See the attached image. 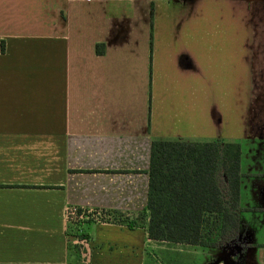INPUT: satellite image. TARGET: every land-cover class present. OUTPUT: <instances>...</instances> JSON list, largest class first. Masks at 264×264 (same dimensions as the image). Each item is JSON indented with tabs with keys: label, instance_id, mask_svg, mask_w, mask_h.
<instances>
[{
	"label": "crops",
	"instance_id": "0c3cea01",
	"mask_svg": "<svg viewBox=\"0 0 264 264\" xmlns=\"http://www.w3.org/2000/svg\"><path fill=\"white\" fill-rule=\"evenodd\" d=\"M175 140L239 144L232 248L148 237ZM225 261L264 264V0H0V264Z\"/></svg>",
	"mask_w": 264,
	"mask_h": 264
},
{
	"label": "trees",
	"instance_id": "16d2710c",
	"mask_svg": "<svg viewBox=\"0 0 264 264\" xmlns=\"http://www.w3.org/2000/svg\"><path fill=\"white\" fill-rule=\"evenodd\" d=\"M239 163L236 142L153 141L148 237L201 247L232 245L238 235Z\"/></svg>",
	"mask_w": 264,
	"mask_h": 264
},
{
	"label": "rangeland",
	"instance_id": "374dc122",
	"mask_svg": "<svg viewBox=\"0 0 264 264\" xmlns=\"http://www.w3.org/2000/svg\"><path fill=\"white\" fill-rule=\"evenodd\" d=\"M213 85V84H212ZM231 99L225 100V106H224V128L227 130V132H231L233 130V99L232 94L230 95ZM227 249L232 248L229 245L226 246Z\"/></svg>",
	"mask_w": 264,
	"mask_h": 264
},
{
	"label": "built area",
	"instance_id": "2783aa9c",
	"mask_svg": "<svg viewBox=\"0 0 264 264\" xmlns=\"http://www.w3.org/2000/svg\"><path fill=\"white\" fill-rule=\"evenodd\" d=\"M77 217H80V218H92L94 220H97L99 221L100 220V214L97 213V212H93V213H81V214H78L76 209L74 207L72 208H69L67 210V218L69 221H73V220H76Z\"/></svg>",
	"mask_w": 264,
	"mask_h": 264
},
{
	"label": "water",
	"instance_id": "95a60500",
	"mask_svg": "<svg viewBox=\"0 0 264 264\" xmlns=\"http://www.w3.org/2000/svg\"><path fill=\"white\" fill-rule=\"evenodd\" d=\"M235 253H236V251H233V250L230 249L229 252L227 253V256L228 257H234ZM224 264H229V261H225Z\"/></svg>",
	"mask_w": 264,
	"mask_h": 264
}]
</instances>
